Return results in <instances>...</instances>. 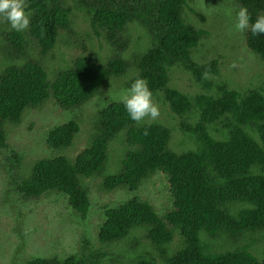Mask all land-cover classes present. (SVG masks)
<instances>
[{"label": "trees", "instance_id": "trees-1", "mask_svg": "<svg viewBox=\"0 0 264 264\" xmlns=\"http://www.w3.org/2000/svg\"><path fill=\"white\" fill-rule=\"evenodd\" d=\"M190 1L25 0L29 26L24 31H12L2 21L9 30L0 33V150L7 161L16 159L6 166L8 183L2 196L14 194L24 206H32L60 195L83 229L90 200L81 178L103 174L107 146L119 133L126 146L119 170L104 175L101 187L124 188L131 194L102 209L96 236L99 249L83 239L78 253L32 256L25 264H262L253 249L264 253V94L240 93L214 82L221 60L207 58L199 46L206 32L185 20ZM235 5L247 8L250 23L264 15V0H235ZM77 11L87 19L83 37L106 42L112 56L105 62L78 57L49 80L43 60L57 47L62 33L73 31L71 16ZM132 23L146 33L141 36L147 45L140 36L124 38ZM246 44L264 61V35L253 37L248 30ZM123 51L131 61L120 57ZM128 62L136 67L129 80L142 77L152 96H162L177 119V130L188 140L182 147L184 143L191 147L172 150L170 128L131 121L120 101H107L97 111V133L73 159L40 157L28 172H20L18 164L25 155L19 158L9 150L4 125H18L27 109L49 98L63 110L80 106L101 92L110 77L123 75ZM174 69L187 72L197 92L183 94L170 87ZM77 132L75 121L63 122L49 129L45 144L49 149L68 148ZM157 171L166 178L169 212L157 213L152 203L134 195L141 181ZM225 233L241 240L239 246L226 250L210 243L209 249L208 242ZM127 236L134 240L117 254L103 246ZM136 247L150 259L132 258ZM125 256L129 263L122 262Z\"/></svg>", "mask_w": 264, "mask_h": 264}, {"label": "rangeland", "instance_id": "rangeland-1", "mask_svg": "<svg viewBox=\"0 0 264 264\" xmlns=\"http://www.w3.org/2000/svg\"><path fill=\"white\" fill-rule=\"evenodd\" d=\"M226 9H230L234 17L235 11L238 10L235 0H191L184 10L185 20L195 29L206 32L204 39H200L199 46L207 58L216 59L219 56L218 59L221 60L219 77L212 78L215 83L219 81L217 84H223L240 93L248 90H260L264 94V61L247 48L248 30L238 32L233 29V17L225 15ZM200 17L204 18L203 21H200ZM71 20L74 23L73 31L71 30L67 34L62 33L58 38L57 47L43 60V69L49 80L58 72L71 67V62L78 57H85L94 62H105L112 56L106 42L100 43L98 39L92 42L83 37L87 31V19L81 12H73ZM7 28V25L0 21V33H6L9 30ZM126 35L140 36L144 45H147L145 42L147 39L142 37L146 33L141 31L137 23L127 26L124 38ZM1 38L0 36V44ZM126 52L123 51L120 57L126 62L131 61L130 57L126 56ZM126 65L127 69L123 75L110 77L101 92L93 95L78 107L63 110L58 108L49 98L41 106L27 109L24 114L28 112L30 114L25 118L23 114L18 125L8 123L4 125L9 150H12L19 158L25 155L23 161L18 164L20 172H28L36 158L40 157L63 155L73 159L91 143L98 131L97 111L107 101H120V96L131 83L130 78L136 73V67L131 66L129 62ZM170 85L183 94L197 92L189 80L188 73L180 69H174ZM152 101L158 106L159 115L155 119L145 117L138 123L157 122L168 129L170 128V146L174 151L191 147L186 143L182 147V142L188 140L182 138L181 132L177 130V119L164 104L162 96L154 95ZM69 120L75 121L78 126V132L71 145L64 149H49L45 144L49 129ZM125 147L123 134L119 133L107 146L103 174L97 177L81 178L83 185L86 181L90 200V207L83 219L84 222H82L85 223L83 229L79 225L80 222L78 224L75 222V216L71 212L69 213L66 199L60 195L48 196L37 205H25L26 207L14 194L10 197L2 196L1 191L7 187L8 183L6 166L8 162L15 163L16 159L11 157L7 161L5 154H2L0 150V264H25L32 256L63 257L78 253L83 239L91 242L94 249H99L96 236L98 226L102 222V209L115 206L131 196L130 191L124 188L105 190L101 187L104 175L118 172L119 160L125 151ZM8 155L11 156V153ZM24 161L28 164H24ZM12 175V177H17L14 173ZM134 195L152 203L153 209L157 213L171 210V199L167 190L166 178L160 171L143 179ZM135 231L133 232L135 233ZM132 240L134 237L127 236L119 242L103 246L117 254L123 251L127 243ZM176 240L177 238L174 237L173 241ZM238 241L233 238L230 239L229 235L225 233L223 237L209 241L208 245L209 249H211V243L215 247L228 250L238 247ZM253 251L264 264V253L261 254L258 249H253ZM103 252L110 254L107 251ZM136 257L150 259L137 247L132 255V258ZM130 261L126 256L122 260L123 263Z\"/></svg>", "mask_w": 264, "mask_h": 264}, {"label": "clouds", "instance_id": "clouds-1", "mask_svg": "<svg viewBox=\"0 0 264 264\" xmlns=\"http://www.w3.org/2000/svg\"><path fill=\"white\" fill-rule=\"evenodd\" d=\"M225 15L233 17L230 9L225 10ZM250 19L247 8L240 7L234 13L233 29L238 32L250 30L253 37L264 35V15H258L251 23ZM0 21H6L12 31H24L29 26V15L25 13V0H0ZM152 95L144 78L138 76L130 83L120 96V103L131 121L140 122L145 117L155 119L159 115L158 106L153 103Z\"/></svg>", "mask_w": 264, "mask_h": 264}]
</instances>
